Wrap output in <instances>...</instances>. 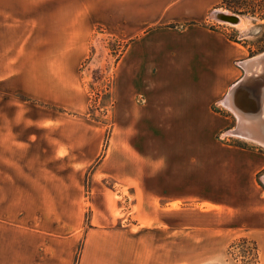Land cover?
I'll return each instance as SVG.
<instances>
[{
    "label": "rangeland",
    "instance_id": "374dc122",
    "mask_svg": "<svg viewBox=\"0 0 264 264\" xmlns=\"http://www.w3.org/2000/svg\"><path fill=\"white\" fill-rule=\"evenodd\" d=\"M16 2L0 0V264H264V148L191 122L190 135L155 132L150 146L130 101L146 85L115 79L126 42L98 27L84 53L52 51ZM207 25L235 43V70L250 75L240 64L264 54V0H220ZM195 155L247 156L250 169L211 165L206 196L153 194L179 192V168Z\"/></svg>",
    "mask_w": 264,
    "mask_h": 264
},
{
    "label": "crops",
    "instance_id": "0c3cea01",
    "mask_svg": "<svg viewBox=\"0 0 264 264\" xmlns=\"http://www.w3.org/2000/svg\"><path fill=\"white\" fill-rule=\"evenodd\" d=\"M219 2L17 0L16 4L20 12L17 18L35 21L37 34L50 37L52 51L84 53L91 35L98 27L109 29L126 42L115 66V79L119 84L135 85L131 87L132 91H139L142 89L140 85H146L145 94L138 95L136 101L132 95L130 101L131 105H136L139 113L147 116L150 146H158L151 136L155 132L175 131L180 137L190 135L189 130L192 129L186 132L182 123L191 122L207 125L210 128V132H207L209 138L219 131L228 133L235 130L239 136L236 133L225 136L256 141L257 145L264 148V114L261 111L264 75L260 73L264 54L241 61L254 60L255 63L251 64L259 63L254 70L251 65L246 69L240 62L244 71H250V75L247 72V77L241 78V70H235V59L240 58V49L223 33L207 25L209 15ZM28 9L34 11L35 15L31 12L28 15ZM6 18L4 16L3 19ZM79 54L74 60L68 61L71 72L77 67ZM167 84L182 87L169 88L168 91L165 87ZM214 105L220 106V112H213ZM231 117L236 120L235 127ZM203 141L204 138L189 139L184 145L204 147ZM178 142L182 146V139ZM217 163L231 165L229 168L235 164L246 165L248 172L251 164L247 156H227L223 159L209 155L205 158L190 156L182 164L194 166L179 168L182 171V189L172 192L169 187L154 188L153 194L162 197L182 196V200L188 196H206L208 179L202 181L200 174L212 169L211 165ZM203 165H210V168ZM187 173L194 174V181L185 176ZM236 180L234 176L230 182Z\"/></svg>",
    "mask_w": 264,
    "mask_h": 264
},
{
    "label": "bare ground",
    "instance_id": "6f19581e",
    "mask_svg": "<svg viewBox=\"0 0 264 264\" xmlns=\"http://www.w3.org/2000/svg\"><path fill=\"white\" fill-rule=\"evenodd\" d=\"M220 10V9H219ZM220 13V12H219ZM221 13H223V12H221ZM230 13V12H229ZM222 16L223 17H227V16H232V17H234L235 18V23L236 22H238V24L241 22V20H240V18L239 17H237L236 15H234V14H228V13H223L222 14ZM218 17V16H217ZM222 20V19H221ZM227 22V21H226ZM254 60H251V62H245V63H242V65H243V67H245L246 69H247V67L248 66H250L251 68H252V70H254V68H255V66L257 65H259V63L258 64H251V63H255V62H253ZM247 136H249V135H247ZM245 137V136H244ZM250 137V136H249ZM254 142H256V141H254ZM262 142V141H261ZM257 143V142H256ZM264 143V142H263Z\"/></svg>",
    "mask_w": 264,
    "mask_h": 264
},
{
    "label": "water",
    "instance_id": "95a60500",
    "mask_svg": "<svg viewBox=\"0 0 264 264\" xmlns=\"http://www.w3.org/2000/svg\"><path fill=\"white\" fill-rule=\"evenodd\" d=\"M220 19H223L224 21H227V22H231V23H235V18L232 17V16H227V17H223L222 15H219L218 16ZM264 58V56H263Z\"/></svg>",
    "mask_w": 264,
    "mask_h": 264
}]
</instances>
